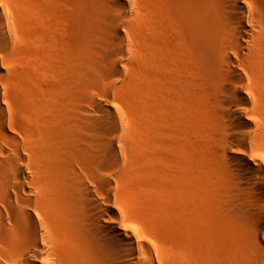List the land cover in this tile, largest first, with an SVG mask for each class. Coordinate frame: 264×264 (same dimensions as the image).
<instances>
[{
  "label": "bare ground",
  "instance_id": "6f19581e",
  "mask_svg": "<svg viewBox=\"0 0 264 264\" xmlns=\"http://www.w3.org/2000/svg\"><path fill=\"white\" fill-rule=\"evenodd\" d=\"M13 1L43 58L0 61V264H186L152 236L180 219L188 249L206 228L216 259L264 264V0ZM133 68L138 144L112 105Z\"/></svg>",
  "mask_w": 264,
  "mask_h": 264
},
{
  "label": "rangeland",
  "instance_id": "374dc122",
  "mask_svg": "<svg viewBox=\"0 0 264 264\" xmlns=\"http://www.w3.org/2000/svg\"><path fill=\"white\" fill-rule=\"evenodd\" d=\"M25 1V2H24ZM23 2H24V8L23 9H26L25 7H26V5H27V9H29L28 7H30L31 6V3H30V0H24ZM27 1V2H26ZM142 0H138L137 2H138V4H140V2H141ZM9 2H11V5H10V3ZM12 5L14 6V5H16V3L13 1V0H0V9L1 10H3V9H5L4 11H3V14H4V18L3 19H6V20H4V24H6V25H8L7 24V22L9 21V25H11V27L12 28H14L13 30H17L18 29V31H16V36L17 37H20V38H18L19 40H18V45H17V48H19V50H21V53H19V50H18V54H17V52H16V50H15V48L13 49L12 47H9V51L8 52H6L7 50H8V48H7V50H5V52L3 51V52H0L2 55H1V62H2V64L5 66V67H7V68H19V67H21V68H25L23 71L25 72V74L26 73H28V77L30 78L31 77V69H30V65H32V66H34L35 68H36V70H39L40 68H39V65H41V67H42V63H39L38 61H40V55L38 56V54H32L33 56H31V53H30V57H31V59H33V62H32V60H30V58H29V41L28 40H30L29 38H30V33H28V29H29V27H28V25H26V23H28V22H26L27 20H28V18L27 17H25L26 15H25V13H23L24 15H22L23 17H25L24 18V21H20V19L21 20H23V17H21L20 15H19V17L17 16V17H14L15 15H18V9H19V6H18V8L16 7V6H14L13 8L15 9V11H14V9L12 8ZM22 5V4H21ZM2 7V8H1ZM140 6H138V8H139ZM17 8V9H16ZM54 8V9H53ZM53 9V10H52ZM41 10V9H40ZM17 11V13L15 14V12ZM26 11V10H25ZM45 12H46V17L48 16V18H46V20H48L49 18V22H53L54 20H56L57 18H53V17H56L57 16V11H56V8L54 7V6H50V7H47V9L45 10ZM6 16V17H5ZM50 16H52V17H50ZM21 17V18H20ZM9 18L11 19V20H9ZM15 18H16V20H15ZM18 18H19V22L18 23H16V21L18 20ZM27 19V20H26ZM13 23V25L15 24L16 25V28H15V26H13L12 24H11V22ZM24 22H26V23H24ZM25 24V25H23V26H19V24ZM5 25V26H6ZM20 27V28H19ZM14 31V32H15ZM27 31V32H26ZM24 32H25V34L26 35H24ZM28 33V34H27ZM18 34H19V36H18ZM27 35H28V37H27ZM23 36V38H21ZM23 39V40H22ZM20 42V43H19ZM20 44L22 45L21 47H20ZM26 46H28V47H26ZM15 47V46H14ZM11 48H12V51H11ZM26 49V50H25ZM23 50V51H22ZM25 50V51H24ZM38 53V52H37ZM35 55L37 56V58H36V61H35ZM39 57V58H38ZM43 57H41V59H42ZM37 59H39V60H37ZM29 60H30V62H32V63H30L29 62ZM46 60V59H45ZM43 61H44V59H43ZM47 61V60H46ZM45 61V62H46ZM139 60L137 59V62H138ZM36 62V63H35ZM38 62V63H37ZM45 62H43V64L45 65L46 63ZM139 63V62H138ZM138 63H136V66L138 65ZM30 64V65H29ZM37 64H39L38 66H37ZM29 65V66H28ZM10 66V67H9ZM29 67V68H28ZM20 68V69H21ZM28 68V69H27ZM135 69H137L138 70V68H136V67H134ZM133 68V70L132 69H130L129 70V72H128V76L130 77H128L127 75H126V78H125V76H123L122 78H121V80L123 81V82H125L126 80L128 81H130L131 79H132V86H130V88L129 87H126L125 88V86H126V83L127 82H125L124 84H123V82H118V84H115V86H114V93L115 94H113L115 97H116V99H113L114 98V96L112 97V105H113V109L115 110V111H117V113L118 112H120L122 115L120 116L121 117V119H123V122H124V130L125 131H127V133L129 132V134H127V135H131L129 138L130 139H132V141L134 142L135 141V143L137 142V144H138V138H139V117H140V115H139V113H140V111H139V107H140V105H139V94H140V86H139V78H138V75H140L139 74V72H137L135 69ZM125 70V69H124ZM126 71H128V70H126ZM132 71V72H131ZM137 73H136V72ZM139 71V70H138ZM24 74V75H25ZM133 77H132V76ZM26 77H27V75H26ZM132 77V78H131ZM5 79V78H4ZM7 79V78H6ZM6 79L5 80H3V86L5 87H7V85H8V82L6 81ZM124 79H126V80H124ZM128 81V83H130ZM4 82H6V84L4 83ZM127 83V84H128ZM121 85H125L124 86V89L122 88L123 86H121ZM129 85V84H128ZM121 86V87H120ZM120 88H122V89H120ZM130 89L129 91L127 90V91H125L126 89ZM119 90V91H118ZM122 90L123 91H125L124 93H122ZM127 92V93H126ZM117 93V94H116ZM119 93H121L120 95H121V98L120 97H118V95H119ZM117 95V96H116ZM119 95V96H120ZM118 97V98H117ZM14 104H12L11 103V101H9V104H8V107H9V111H10V114L12 113V111L14 110ZM119 113V114H120ZM139 193H140V185H139V183L137 182V181H131L125 188H124V191H123V194H124V198H125V200L128 202V204H131V203H133V201H134V199L139 195ZM164 206H166V203H162ZM135 214V213H134ZM131 215H133V213L131 214ZM136 216V214L133 216V221L136 223V224H139V219L137 218V217H135ZM169 221V220H168ZM179 221V222H178ZM178 221H176L177 222V224H176V222L175 221H171L172 222V224H171V222L169 221V224L170 225H168V222H167V224H166V226L167 227H165L166 229H165V231H163V232H161V233H158V234H153L152 236H153V239L157 242V244H158V246H159V249L160 250H162L163 252H166V253H171L173 250H176L177 252L179 251V249H180V251L183 249L184 250V252H186V255H188V256H186L185 257V260H184V262L186 263V264H233V263H237V261H239L240 259H241V255H240V252L242 253V251H243V248H242V246L241 245H239V244H232L231 246H230V248H229V250H228V254H226L225 256H227V259H229V261L228 260H226L225 258V256H223L222 257V259L224 260H218V259H216L215 257H214V253H213V242H211L213 239V237H212V233L210 232V231H208V229H203L201 232H199V234L197 235V238L198 239H196L195 241L196 242H198V243H196V242H194L193 243V245L192 246H195L193 249H188L187 247H186V245H185V242L186 241H188L189 240V234L187 233V232H189V228L188 229H186L188 226L185 224V223H183L184 224V226H183V224H182V220L180 219V220H178ZM181 221V222H180ZM174 222V223H173ZM178 223H180V224H178ZM179 227V230H175V229H178V227ZM172 226H173V228H172ZM187 226V227H186ZM182 229H181V228ZM185 227V228H184ZM175 230V231H174ZM181 230H184V231H181ZM187 230V231H186ZM179 231H181L180 233H177V232H179ZM185 232V233H184ZM205 233H207V234H205ZM183 235V236H182ZM203 235V236H202ZM177 238H179V239H177ZM196 238V237H195ZM202 238V239H201ZM211 238V239H210ZM184 239H185V242H184ZM177 240H179V241H177V243H178V245H175V244H177L176 243V241ZM208 241V242H207ZM208 243H211V244H208ZM180 244V245H179ZM195 244V245H194ZM200 245V246H198V245ZM182 245V246H181ZM203 245H205V247L203 246ZM234 245H236V246H234ZM175 246H177L176 248H175ZM184 246V247H183ZM238 246V247H237ZM182 247V248H181ZM197 247L199 248L198 250H197ZM210 247V248H209ZM234 247H236V248H234ZM202 249V251H201V249ZM233 248V249H232ZM239 248H242V249H240L239 250ZM178 249V250H177ZM196 249V250H195ZM182 250V251H183ZM200 250V251H199ZM234 252L235 251V253H233L232 251ZM239 251V252H237V251ZM230 252H231V254H230ZM188 253V254H187ZM198 253H200L199 255H197ZM212 253H213V255H212ZM232 254H234L233 256H232ZM210 256H212L213 257V259L210 257ZM228 256H229V258H228ZM234 256L236 257V258H234ZM232 257L234 258L233 259V262H232ZM240 258V259H239ZM215 260H216V262H215ZM231 260V261H230ZM242 260V259H241ZM217 261H218V263H217ZM213 262V263H212ZM215 262V263H214ZM237 264H241V262H239V263H237Z\"/></svg>",
  "mask_w": 264,
  "mask_h": 264
}]
</instances>
